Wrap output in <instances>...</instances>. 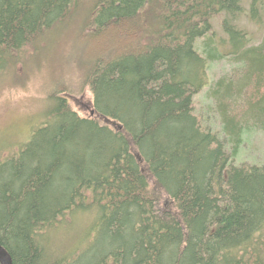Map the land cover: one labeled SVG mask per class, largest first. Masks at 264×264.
Listing matches in <instances>:
<instances>
[{"label": "trees", "instance_id": "obj_1", "mask_svg": "<svg viewBox=\"0 0 264 264\" xmlns=\"http://www.w3.org/2000/svg\"><path fill=\"white\" fill-rule=\"evenodd\" d=\"M241 15L262 25L264 0H0V85H24L72 31L92 97L81 117L55 85L37 126L0 153L12 264H264V162L234 164L243 136L264 130V39L251 45ZM225 59L233 75L209 84ZM206 86L225 143L194 114ZM75 220L86 246L53 253Z\"/></svg>", "mask_w": 264, "mask_h": 264}, {"label": "rangeland", "instance_id": "obj_2", "mask_svg": "<svg viewBox=\"0 0 264 264\" xmlns=\"http://www.w3.org/2000/svg\"><path fill=\"white\" fill-rule=\"evenodd\" d=\"M211 23L215 34L214 40L222 45L219 49L226 52L227 37L220 28L219 19ZM236 25L250 35L251 45H258L264 39V23L260 26L253 24L241 15ZM66 36L62 35L56 46L49 47L44 54L37 56L31 69L26 70L27 67H25L24 71H27L28 75L24 85L13 83L0 85V153L8 151L18 145L21 140H25V137L37 126L42 117L43 101L55 85L62 84L69 87L72 92V96L67 95L69 105L81 117L89 115L92 97L83 86V74L79 69L78 60L72 58L69 53V49L75 46L74 33L70 31V36ZM235 66L237 65L230 59L211 62L208 71L209 84L222 77H231ZM208 90V86L203 87L193 96L194 114L199 118L203 127L212 131L221 142L225 143V136L221 131L222 125L214 109L216 104L208 96ZM243 139L234 164L248 166L264 162V130L252 131L243 136ZM228 149L225 147L227 152ZM88 224L87 221L79 225L75 220L73 226L66 229V232H61L59 236L62 240L61 245L56 240L46 247L49 249L52 247L53 253L58 250L63 252L65 248L72 251L75 246L84 248L86 243L83 234ZM74 230L78 233L79 239L75 240L74 235L71 236L68 232L71 231L72 234Z\"/></svg>", "mask_w": 264, "mask_h": 264}, {"label": "water", "instance_id": "obj_3", "mask_svg": "<svg viewBox=\"0 0 264 264\" xmlns=\"http://www.w3.org/2000/svg\"><path fill=\"white\" fill-rule=\"evenodd\" d=\"M92 114V112H91ZM0 264H12V259L7 251L0 246Z\"/></svg>", "mask_w": 264, "mask_h": 264}, {"label": "bare ground", "instance_id": "obj_4", "mask_svg": "<svg viewBox=\"0 0 264 264\" xmlns=\"http://www.w3.org/2000/svg\"><path fill=\"white\" fill-rule=\"evenodd\" d=\"M250 42V41H249ZM221 61V60H220Z\"/></svg>", "mask_w": 264, "mask_h": 264}]
</instances>
